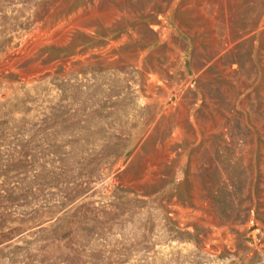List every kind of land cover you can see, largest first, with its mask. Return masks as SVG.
I'll return each mask as SVG.
<instances>
[{"label": "rangeland", "instance_id": "rangeland-1", "mask_svg": "<svg viewBox=\"0 0 264 264\" xmlns=\"http://www.w3.org/2000/svg\"><path fill=\"white\" fill-rule=\"evenodd\" d=\"M0 264H264V0H0Z\"/></svg>", "mask_w": 264, "mask_h": 264}, {"label": "bare ground", "instance_id": "bare-ground-1", "mask_svg": "<svg viewBox=\"0 0 264 264\" xmlns=\"http://www.w3.org/2000/svg\"><path fill=\"white\" fill-rule=\"evenodd\" d=\"M186 80H187V78H186ZM157 82V81H156ZM182 82V81H181ZM154 84V83H153ZM181 87V86H180ZM188 87V86H187ZM166 96V95H165Z\"/></svg>", "mask_w": 264, "mask_h": 264}]
</instances>
